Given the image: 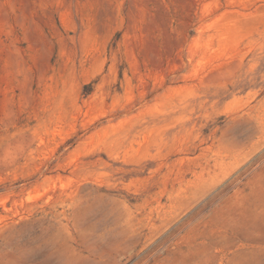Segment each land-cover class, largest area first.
Masks as SVG:
<instances>
[{
  "label": "rangeland",
  "instance_id": "rangeland-1",
  "mask_svg": "<svg viewBox=\"0 0 264 264\" xmlns=\"http://www.w3.org/2000/svg\"><path fill=\"white\" fill-rule=\"evenodd\" d=\"M0 264H264V0H0Z\"/></svg>",
  "mask_w": 264,
  "mask_h": 264
}]
</instances>
